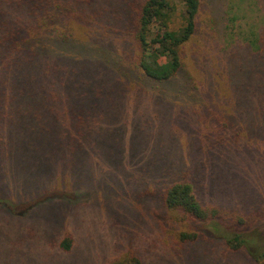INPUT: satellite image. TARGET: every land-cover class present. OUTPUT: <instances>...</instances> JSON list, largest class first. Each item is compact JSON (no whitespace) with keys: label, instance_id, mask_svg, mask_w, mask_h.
<instances>
[{"label":"trees","instance_id":"1","mask_svg":"<svg viewBox=\"0 0 264 264\" xmlns=\"http://www.w3.org/2000/svg\"><path fill=\"white\" fill-rule=\"evenodd\" d=\"M228 1L230 7L239 5L238 0ZM201 6V0H0V149L10 151L18 166L33 169L41 162L33 153L51 150V173L49 169L50 176L40 181L42 189L30 203L0 197L3 215L19 219L37 217L42 211L62 229V217L69 210L65 190L107 191V184L89 186L96 178L92 172L106 173L118 179L110 191L150 199L171 222L206 223L213 239L169 231L147 212L142 221L157 230L156 241L148 247L143 244L141 250L128 240L103 264H148L144 255L158 247L180 259H192L194 249L196 256L199 247L206 251L201 246L204 241L223 245L225 255L243 251L251 264H264V231L257 224L264 223V184L260 181L263 185L250 188L247 178L257 169L255 174L264 180V17L242 44L233 45L239 41L232 43L221 35L222 43L236 49L227 53L223 63L216 56L215 69L204 76L197 68L204 53L188 48L192 41L207 37L198 19ZM174 17L180 21L177 27ZM217 22L213 19L215 28ZM218 25L214 32L219 35L222 19ZM205 28L212 30L209 25ZM189 65L195 68L190 70ZM129 85L136 95L143 93L142 100L155 101L161 116L165 110L174 112L164 131L170 133L173 119L188 126L184 154L189 162L170 167L165 157L151 165L150 174L158 182L140 180L139 174L124 180L121 168L117 173L105 166L96 171L81 161L82 141L93 142L87 138L103 119L102 103L120 97ZM107 147L109 160L116 159ZM59 152L63 159L56 155ZM55 162L62 165L58 174ZM215 173H221V182L230 180L219 185L212 198L197 196L193 184ZM123 212H131L133 218L142 213L129 208ZM54 243L66 254L75 246L69 232H60ZM196 256L193 260L198 263Z\"/></svg>","mask_w":264,"mask_h":264},{"label":"rangeland","instance_id":"2","mask_svg":"<svg viewBox=\"0 0 264 264\" xmlns=\"http://www.w3.org/2000/svg\"><path fill=\"white\" fill-rule=\"evenodd\" d=\"M228 3V0H201L202 6L198 19L200 28H204L207 33V37H204L206 41L196 39L189 43L188 48H193V52L198 48L204 53L198 58L197 65V68L199 67L204 71V76L215 69L214 58L216 56H220L223 63L229 52L231 53L232 50L236 49V47L229 48L226 43H222L224 35L232 43L239 41L234 42L233 45L240 44V42L242 44L250 29L254 31L264 17L262 0H243V2L238 0L235 3H239V5L234 7L228 6ZM212 4L216 5L214 16L211 14ZM213 19L218 22L220 19L223 20L222 34L220 32L218 35L214 32L218 31L220 27L218 22L217 28L214 27ZM173 25L174 27L180 25L179 19L174 17ZM205 25L212 27V30L205 28ZM78 30L75 29L76 34H78ZM216 48L220 51H217ZM192 67L189 65L188 68L190 70L195 68V66ZM224 67L226 66L224 65ZM195 77L200 78V76ZM133 85H129L128 90L123 91L120 97L102 103L103 109H105L103 119L99 124L100 127L99 125L94 127L95 130L87 138L92 137L93 142L82 141L85 144V152L81 161L93 166L96 171L105 166L110 170L114 169L113 172L117 173L116 169L121 168V176L124 180H129L134 175L139 174L140 180L158 182L156 175L150 174L151 165L160 164L165 157H169L170 167L175 163L187 164L189 162V157L184 154V150L188 149L186 136L188 126L180 118L176 121L173 119L174 125L173 127L170 126V133L164 131V125L172 119L174 112L170 110L166 112L165 110L164 115L161 116L155 101L153 102L148 97L142 100L141 95L143 93L136 95ZM223 101L228 102L229 99L225 97ZM203 117L201 118L203 119ZM117 131L119 137L116 136ZM115 138L117 139L115 140ZM109 140H112L111 145ZM108 145L116 154V159L112 157L113 160L111 161L107 157L109 154ZM114 147L116 150L120 147V151L116 152ZM62 152L65 153L66 151L63 150ZM50 155L51 150L49 149L40 150V152L35 151L33 158L41 159L40 165L36 166L35 169L33 167L22 168L18 166L16 161H12L10 151L5 153L0 149V197L9 198L16 203L18 202L16 199L20 201L29 199L28 203H30L31 199L35 198V195L42 189L39 185L40 181L46 180L50 176L47 175L49 169L51 173V167L48 164L51 161ZM56 155L63 159L61 152ZM55 166L57 174L60 173L61 163L55 162ZM245 168L247 170L253 169ZM29 169L33 170L26 172L24 176L21 174L22 171ZM257 171L255 169L252 173H247V178L251 180V182L249 181L251 183L250 188H258L259 185L264 184V180L255 174ZM94 174L96 178L89 181V186L107 184V191L101 188L78 190L74 193L65 190L64 199L68 201L69 210L67 215L62 217V224L64 225L62 229H57L52 216H44L42 211L37 217L26 214L28 217H19V219L16 215H12V219H9L0 212V264H103L105 259L117 255L120 248L128 240H133L137 246L141 247V250H145L143 244L147 247L153 244L156 241L157 231L150 228L152 226H149L148 221H142L143 218H146L147 212L152 218L161 222L162 228L169 231H189L203 236L207 241L213 239L208 224L171 222L161 216L160 207L150 199L142 200L131 195L124 197L110 191V188L118 184V179L115 176L106 173H91V175ZM221 179H223L221 173H215L208 176L202 183H192L195 194L204 197L206 200L212 198V195L216 194L218 186L224 182L227 184V180H230L226 177V181L224 179L221 182ZM190 180H193L192 176ZM260 181H263V184H259ZM128 184L127 181L124 183L125 186ZM19 205L24 206V204ZM125 208H129L133 213H142L139 217L133 218L131 212L127 214L123 212ZM149 208L153 209L149 210ZM257 224L260 230L264 231V223L257 222ZM161 227H158V230H161ZM254 227L257 230V227ZM51 230L52 233L49 232ZM60 232H69L74 238L75 246L68 254L56 249L54 241ZM207 241L201 245L206 251H202L199 247L200 255L196 256V249H194L191 255L192 259L175 257L173 253L170 254L169 250L163 247L149 251V254L144 255V257L148 264H164L165 262L186 264L189 261L190 264H212L213 262L216 264H251L245 252L239 251L232 255H225L226 249L223 245H212ZM195 256L198 263L193 260Z\"/></svg>","mask_w":264,"mask_h":264}]
</instances>
